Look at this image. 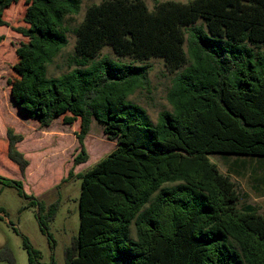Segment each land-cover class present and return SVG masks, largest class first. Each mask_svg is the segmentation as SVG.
I'll return each instance as SVG.
<instances>
[{"label":"trees","instance_id":"obj_1","mask_svg":"<svg viewBox=\"0 0 264 264\" xmlns=\"http://www.w3.org/2000/svg\"><path fill=\"white\" fill-rule=\"evenodd\" d=\"M19 0H0L4 12ZM27 38L16 49L10 81L13 104L49 127L71 125L79 153L66 181L81 179L80 226L65 250V264H264V215L251 204L239 207L232 179L210 157L264 159V0L165 1L150 10L143 0H106L87 8L71 29L67 19L81 0H25ZM76 37L72 54L48 76V67ZM110 46L118 57H159L177 72L167 91L172 111L154 123L129 97L150 88L148 65L101 55ZM116 148L84 173L85 139L92 121ZM6 157L24 176L30 161L6 131ZM36 206L42 229L55 219L60 202L46 206L23 182L0 175ZM134 225L136 237L130 238ZM29 264L40 253L25 240ZM0 261L15 264L8 246Z\"/></svg>","mask_w":264,"mask_h":264},{"label":"rangeland","instance_id":"obj_2","mask_svg":"<svg viewBox=\"0 0 264 264\" xmlns=\"http://www.w3.org/2000/svg\"><path fill=\"white\" fill-rule=\"evenodd\" d=\"M106 0H81V10L76 16L67 19L66 25L73 29L82 22L88 7ZM150 10L157 4L170 0H143ZM186 3L189 0H172ZM27 5L25 0L12 4L4 12L7 26L0 27V175L23 182V188L29 195L46 206L59 201L60 205L54 220L46 223L42 229L37 207L28 204L18 194L14 186L0 183V250L8 246L15 264H29L28 252L24 248L25 240L40 253L39 264H65V250L77 237L80 226L78 201L81 179L75 176L64 180L73 166V158L79 153L76 133L79 120L71 125L64 124L62 118L56 119L49 127H41L37 120L23 115L13 104L10 96V81L17 78L13 66L18 58L16 49L27 42L17 28L27 27L24 16ZM68 46L53 65L48 67V76L57 77L66 72L57 69L64 59L73 53L76 37L68 34ZM101 55H108L115 61L150 66V88L141 90L129 97L133 103L142 106L155 123L161 111H172L166 100L171 81L177 72H170L165 61L159 57L137 60L133 57H118L110 46H105ZM12 128L22 134L24 140L17 147L30 161L25 175L6 157V131ZM117 146L103 132V125L92 121L90 132L85 139L88 161L74 167V174L84 173L103 160ZM210 160L219 170L228 175L236 185L240 196L239 207L251 204L264 215V159L228 155H214ZM134 225L130 226V238L135 239ZM0 264H9L0 261Z\"/></svg>","mask_w":264,"mask_h":264}]
</instances>
